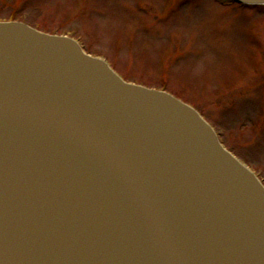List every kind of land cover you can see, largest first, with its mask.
<instances>
[{
	"label": "water",
	"instance_id": "1",
	"mask_svg": "<svg viewBox=\"0 0 264 264\" xmlns=\"http://www.w3.org/2000/svg\"><path fill=\"white\" fill-rule=\"evenodd\" d=\"M0 264H264V184L190 104L0 20Z\"/></svg>",
	"mask_w": 264,
	"mask_h": 264
},
{
	"label": "rangeland",
	"instance_id": "2",
	"mask_svg": "<svg viewBox=\"0 0 264 264\" xmlns=\"http://www.w3.org/2000/svg\"><path fill=\"white\" fill-rule=\"evenodd\" d=\"M13 17L71 35L127 80L166 86L195 105L264 180V5L0 0V19Z\"/></svg>",
	"mask_w": 264,
	"mask_h": 264
}]
</instances>
